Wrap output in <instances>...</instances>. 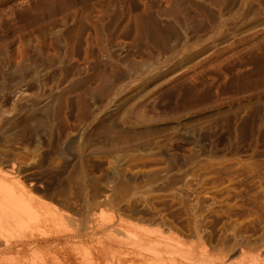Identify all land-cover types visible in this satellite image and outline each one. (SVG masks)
<instances>
[{"label": "rangeland", "instance_id": "374dc122", "mask_svg": "<svg viewBox=\"0 0 264 264\" xmlns=\"http://www.w3.org/2000/svg\"><path fill=\"white\" fill-rule=\"evenodd\" d=\"M1 177L124 264H264V0H0Z\"/></svg>", "mask_w": 264, "mask_h": 264}, {"label": "bare ground", "instance_id": "6f19581e", "mask_svg": "<svg viewBox=\"0 0 264 264\" xmlns=\"http://www.w3.org/2000/svg\"><path fill=\"white\" fill-rule=\"evenodd\" d=\"M40 208L45 206L39 201L32 202L28 195L15 188L6 177H1L0 264H103L109 262L110 258H112L110 261L124 264V258L117 253V247L114 246L116 243H104L93 238L99 227L97 223L88 221L84 230L59 229L50 225L54 220H63V216H58L55 212L44 224L31 225V222L41 215ZM187 231L191 236L202 239V232L197 223L188 225ZM143 238L136 240L139 248L145 242ZM146 240L149 242L151 238ZM161 241H152L151 247L148 246L146 249L157 250ZM230 242H217L220 245L211 244L210 248L215 252L213 258L209 257V250L204 246L197 250V247L192 245L187 248L188 253L191 254L184 261L178 257L181 253L182 241L177 238L174 242L163 240L166 252L170 253L169 256L152 257L151 261L147 262L143 252L140 251L136 264H233L228 261V256L236 251L239 241L233 239Z\"/></svg>", "mask_w": 264, "mask_h": 264}]
</instances>
